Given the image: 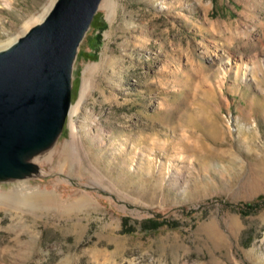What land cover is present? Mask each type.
<instances>
[{"label": "rangeland", "instance_id": "374dc122", "mask_svg": "<svg viewBox=\"0 0 264 264\" xmlns=\"http://www.w3.org/2000/svg\"><path fill=\"white\" fill-rule=\"evenodd\" d=\"M54 1L0 0V50ZM75 61L0 264H264V0H103Z\"/></svg>", "mask_w": 264, "mask_h": 264}, {"label": "water", "instance_id": "95a60500", "mask_svg": "<svg viewBox=\"0 0 264 264\" xmlns=\"http://www.w3.org/2000/svg\"><path fill=\"white\" fill-rule=\"evenodd\" d=\"M102 1L72 0L62 7L57 0L43 21L0 52V178L28 177L32 158L24 154L44 149L52 135L55 146L72 106L74 60Z\"/></svg>", "mask_w": 264, "mask_h": 264}, {"label": "bare ground", "instance_id": "6f19581e", "mask_svg": "<svg viewBox=\"0 0 264 264\" xmlns=\"http://www.w3.org/2000/svg\"><path fill=\"white\" fill-rule=\"evenodd\" d=\"M57 1V0H56ZM63 2H64V4L62 5V7H65V6H67L68 4H70L71 2H72V0H62ZM55 3V1L53 2V4ZM53 4L51 5V7L50 8H48V10H47V14H46V16L48 15V13L50 12V10L52 9V7H53ZM45 16V17H46ZM45 17H43V19L41 20V21H43L44 20V18ZM40 21V22H41ZM40 22H38V23H40ZM37 23V24H38ZM36 25V24H35ZM16 42H14L13 44H11L10 46H8L7 48L5 47V49H2V50H0V52L1 51H4V50H6V49H8V48H10L11 46H13L14 44H15ZM75 61V60H74ZM73 61V62H74ZM67 64L68 65H71L72 64V60L70 59L68 62H67ZM86 86V85H85ZM85 90V89H84ZM83 90V91H84ZM86 93V92H85ZM84 95V94H83ZM83 100V99H82ZM82 102V101H81ZM80 106V105H79ZM78 111V106H75V105H72L71 107H70V113H76ZM54 137H55V135H52V136H50L48 139H46L45 141H44V144H45V148L44 149H33L31 152L29 151V152H27V153H25L24 155H25V157H28V158H30V157H33L34 155H36L35 154V152H37V151H43L44 153H51L54 149H53V140H54ZM70 143L72 144V145H76V143H77V128L75 127V125L74 124H72V140L70 141ZM24 157V158H25ZM24 158L22 157V161H24ZM35 158V157H34ZM4 167V166H3ZM2 167V168H3ZM8 167V166H7ZM0 170H2V169H0ZM4 195V194H3ZM2 195V196H3ZM53 197H54V195H53ZM53 197H50V196H47V198H45L44 199V201H46L47 203H50L51 201H52V199H53ZM27 199V197L26 198H24V196L23 195H21V194H18V195H15L14 196V198H12V197H9V195L7 196H3V197H0V201H2V202H5V203H19L20 205L22 204L23 205V203L25 202V200ZM43 200V199H42ZM45 205H46V203H45Z\"/></svg>", "mask_w": 264, "mask_h": 264}, {"label": "trees", "instance_id": "16d2710c", "mask_svg": "<svg viewBox=\"0 0 264 264\" xmlns=\"http://www.w3.org/2000/svg\"><path fill=\"white\" fill-rule=\"evenodd\" d=\"M253 207H254V204L247 205L246 210L244 212L245 213L246 212H252L251 210L253 209Z\"/></svg>", "mask_w": 264, "mask_h": 264}]
</instances>
